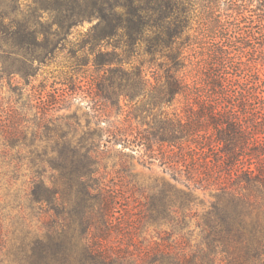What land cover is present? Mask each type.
Returning <instances> with one entry per match:
<instances>
[{
	"label": "trees",
	"instance_id": "16d2710c",
	"mask_svg": "<svg viewBox=\"0 0 264 264\" xmlns=\"http://www.w3.org/2000/svg\"><path fill=\"white\" fill-rule=\"evenodd\" d=\"M5 1H25L33 23L46 24L49 55L73 28L95 20L76 51L95 66L89 88L96 126L80 140L51 145L52 173L45 178L38 172L29 192L31 206L38 204L47 217L40 234L18 244L17 264H264V78L258 66L264 64V47L257 41L252 48L257 60L251 69L234 60L233 51L243 50L230 36L196 56L200 33L191 31L195 20L210 19L220 3L244 13L248 2ZM258 1L264 13V0ZM62 84L65 101L75 81L65 78ZM113 111L123 115L120 122L109 119ZM117 144L120 152L141 151L143 162L159 160L176 180L184 174L188 190L163 183L150 197L155 210H148V217L155 213L171 224L175 238L131 251L108 241L111 215L123 195L98 172L102 155ZM195 189L208 190L213 200L202 213L189 214Z\"/></svg>",
	"mask_w": 264,
	"mask_h": 264
},
{
	"label": "rangeland",
	"instance_id": "374dc122",
	"mask_svg": "<svg viewBox=\"0 0 264 264\" xmlns=\"http://www.w3.org/2000/svg\"><path fill=\"white\" fill-rule=\"evenodd\" d=\"M245 1L249 8L244 13L225 9L220 3L212 18L194 21L191 31L201 37L193 47L196 56H206V48L212 42L226 44V36H230L243 50L233 51L234 60L253 69L257 52L252 48L257 41L264 47V20L259 21L258 17L259 14L264 18V13L258 9L263 8L258 0ZM3 2L7 1L0 0V264H17L14 252L18 244L40 234L42 221L47 217L38 204L31 206L29 192L38 172L45 178L52 173L48 162L53 154L51 145L61 140H80L86 136L84 131L96 126L91 116L89 88L95 66L84 62L89 57L76 51L95 20L73 28L69 39L49 55L46 24L33 23L25 1L7 2L4 6ZM207 25L212 26V32L206 29ZM70 51H75L77 58ZM258 66L260 77L264 78V64ZM65 78L75 81V90L62 101L59 94ZM122 118V114L118 116L113 111L109 119L118 123ZM120 146L117 144L102 155L98 172L103 182L120 188L123 195L111 215L114 226L106 233L108 241L131 251L147 249L160 238H175L171 224L160 221L155 213L148 217V210H155L150 197L158 194L163 183L187 191L184 174H177L176 180L173 170L159 160L146 158L143 162L141 151L125 147L120 152ZM125 152L129 155L126 158L121 155ZM123 157L127 160L126 171L121 165ZM192 194L195 199L190 202L189 214L202 213L213 200L208 190L195 189ZM172 210L176 216L179 210ZM188 220L190 228H194L196 218ZM193 235L194 244L196 232Z\"/></svg>",
	"mask_w": 264,
	"mask_h": 264
}]
</instances>
